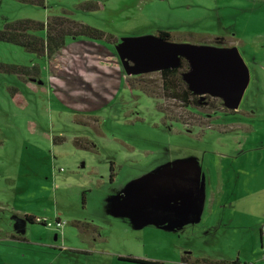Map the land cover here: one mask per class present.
<instances>
[{
  "label": "rangeland",
  "instance_id": "obj_1",
  "mask_svg": "<svg viewBox=\"0 0 264 264\" xmlns=\"http://www.w3.org/2000/svg\"><path fill=\"white\" fill-rule=\"evenodd\" d=\"M59 15L101 29L116 43L68 37L61 53L48 58L0 41V264L105 258L73 251L85 245L77 227L84 221L110 236L97 248L168 257L164 245L177 234L153 229L157 242L142 244L137 217L156 212L149 197L158 178L187 166L198 177L194 195L203 208L181 221L178 244L190 245L195 257L264 264V0H0V29ZM161 30L182 43L235 41L249 70L241 112L189 107L191 121L199 116L209 125L202 129L167 118L168 110L185 109L134 81H153L176 63L174 44L154 37ZM6 65H33L38 75L20 77ZM226 176L239 205L234 212L225 203L224 214L233 212L234 220L220 226V199L209 208L207 198L213 190L220 197Z\"/></svg>",
  "mask_w": 264,
  "mask_h": 264
},
{
  "label": "trees",
  "instance_id": "obj_2",
  "mask_svg": "<svg viewBox=\"0 0 264 264\" xmlns=\"http://www.w3.org/2000/svg\"><path fill=\"white\" fill-rule=\"evenodd\" d=\"M42 29L45 30V35L43 37L35 34L36 31ZM78 36H85L91 39H104L110 43L115 41V38L111 34H106V32L101 29L75 21L74 19L64 15L53 16L45 23L30 19H19L13 22H5L3 28L0 29V41H6L20 45L26 51L33 53L36 56H46L48 58H51L64 46L66 38ZM156 36L164 40L172 42L174 41L169 31H157ZM178 43H182V41H179ZM4 69L17 74L20 77L38 75V67L33 65L30 67L21 65H6ZM188 71V61L184 57L180 56L178 64L175 67L160 69L157 79L151 81L152 78L141 76L134 81L146 93L160 97L162 99L171 100L178 105L179 109H185L184 112L177 111L174 114L168 110L170 113L167 112V118L169 120L179 119L187 126L192 124H196L200 128L209 126L207 122L199 116H196L197 121H191L192 118L189 116L191 113L188 111L189 107L206 106L212 109L218 108L220 111L234 112V110L226 109L222 103V100L218 97H213L208 94L201 95L194 93L184 79V75ZM201 99L204 100L201 101ZM215 101L220 103L219 106H216ZM164 110L167 111L165 108ZM76 142L78 144L80 143L79 140H76ZM24 218L28 222H34L36 220L33 215L27 214L24 215ZM40 222L45 223L44 221ZM77 226L80 227L82 232H99V228H97L95 225H92L90 222L84 221L77 224ZM125 260L144 264H160L156 261H145L128 258ZM181 261L182 263L189 262L194 264H246L245 262H241L238 258L215 260L205 257L194 258L190 254H183L181 256Z\"/></svg>",
  "mask_w": 264,
  "mask_h": 264
},
{
  "label": "crops",
  "instance_id": "obj_3",
  "mask_svg": "<svg viewBox=\"0 0 264 264\" xmlns=\"http://www.w3.org/2000/svg\"><path fill=\"white\" fill-rule=\"evenodd\" d=\"M116 43V39L112 44ZM233 46H235V41L232 42ZM63 47L56 52L53 56H56V54H60ZM52 56V57H53ZM225 112V111H224ZM234 112H241L240 109L234 110ZM243 125H246L245 123H240V126L244 128ZM223 125L220 124V133H224L226 131V128L222 127ZM221 140V138H220ZM169 174L161 175L158 178V181L160 182L159 185H156L153 188L154 194L153 196L149 197L150 200L153 201V204L157 207L156 212L152 213H143V215H139L137 217V222L141 221L139 225L142 226L140 233L137 237L142 241V244L145 243V241L154 240L157 242L158 237H155L153 229L157 231H162L170 234L171 232H174L176 235L175 238H171V245L165 244V252L168 254V257H157L155 255H149V253L142 252L139 250H129V251H108L104 247L97 248L96 242H107L110 240V236H101L100 232L95 233V231L91 232H82L80 227H78V231H81V235L85 234L86 237H84L83 242L85 245L79 246V247H73V251L77 253H84L90 256H97L98 253L101 255H105V258H100L99 260H85L84 264H144V263H138L133 262L128 259H138V260H145V261H156L160 264H194V263H182L181 256L183 254H191L192 257L195 258V256L187 252V250L193 251V248L184 243V244H178L177 239L180 237L181 231L178 229V226L182 225L181 221L186 220L191 215L197 217L202 211L203 203H201V200H199V196L194 195V193L198 189V177L194 174V169L191 166H187L185 168H175L171 170ZM229 175L228 173H226ZM227 178V176H226ZM154 185V184H153ZM228 189V194H225L226 190ZM177 190H186L188 191L187 196H192V203H190V206L188 208H178L175 206V203L173 201H169V195ZM235 184L231 179L228 177L227 181L220 179V197L217 195V191L213 190L209 197L207 198V202H209V208H212L214 202L216 199H220V226L223 224L222 222H231L234 220V213L231 212L229 214H224V208L225 203H229V207L231 210L236 212L238 208V197H236L235 193ZM169 193V194H168ZM177 198H180L179 195H176ZM206 201V200H205ZM183 201L181 200V203ZM166 208L171 209L170 211L164 210ZM192 208V210L190 209ZM182 209V210H180ZM181 211V212H180ZM115 218V217H114ZM226 218H228V221H226ZM89 222V221H88ZM92 225H95L97 228L102 229L99 225L94 224L93 222H90ZM180 224V225H179ZM62 227V226H61ZM127 227L123 228V232L127 231ZM80 234V232H79ZM98 235V240H95V236ZM91 242V243H90ZM86 256V255H85ZM108 256V257H107ZM200 257V256H196ZM203 257V256H201ZM259 255L257 256V258ZM125 258V259H120ZM256 258V259H257ZM257 264V263H254Z\"/></svg>",
  "mask_w": 264,
  "mask_h": 264
},
{
  "label": "water",
  "instance_id": "obj_4",
  "mask_svg": "<svg viewBox=\"0 0 264 264\" xmlns=\"http://www.w3.org/2000/svg\"><path fill=\"white\" fill-rule=\"evenodd\" d=\"M154 37L160 43H173L177 55L176 63L162 68L175 67L179 57H184L189 63V71L184 75V79L194 93L218 97L228 110L238 108L249 82V70L235 46L178 43L156 35ZM158 56V53L154 52L153 60H158Z\"/></svg>",
  "mask_w": 264,
  "mask_h": 264
},
{
  "label": "flooded vegetation",
  "instance_id": "obj_5",
  "mask_svg": "<svg viewBox=\"0 0 264 264\" xmlns=\"http://www.w3.org/2000/svg\"><path fill=\"white\" fill-rule=\"evenodd\" d=\"M187 194L188 191L186 190H177L169 195V201L177 202V204L175 203V206L178 208H188L193 201L191 200L192 196H187ZM176 195H179L180 198H177ZM181 200L183 201L182 203Z\"/></svg>",
  "mask_w": 264,
  "mask_h": 264
},
{
  "label": "built area",
  "instance_id": "obj_6",
  "mask_svg": "<svg viewBox=\"0 0 264 264\" xmlns=\"http://www.w3.org/2000/svg\"><path fill=\"white\" fill-rule=\"evenodd\" d=\"M63 223L64 222H62V221H60L59 219H58V221H56L55 222V225L57 226V227H61L62 225H63ZM48 225H51V223H47ZM263 258H264V254H263Z\"/></svg>",
  "mask_w": 264,
  "mask_h": 264
}]
</instances>
